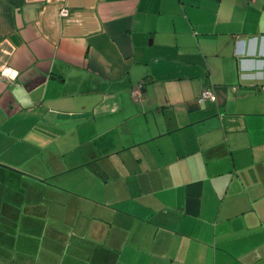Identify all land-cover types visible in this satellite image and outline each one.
Instances as JSON below:
<instances>
[{"label":"crops","instance_id":"0c3cea01","mask_svg":"<svg viewBox=\"0 0 264 264\" xmlns=\"http://www.w3.org/2000/svg\"><path fill=\"white\" fill-rule=\"evenodd\" d=\"M4 68L0 264H264V0H0Z\"/></svg>","mask_w":264,"mask_h":264},{"label":"rangeland","instance_id":"374dc122","mask_svg":"<svg viewBox=\"0 0 264 264\" xmlns=\"http://www.w3.org/2000/svg\"><path fill=\"white\" fill-rule=\"evenodd\" d=\"M4 168H7L5 169L6 172H10L11 168L9 167H6V166H3ZM13 170V169H12ZM30 176V174L28 175ZM33 177V175H31ZM2 179V177H0V180ZM5 181V180H4ZM20 182H18L17 180L15 179H9L7 178V180L5 182H0V188H3L6 190L7 192V195H10L8 196V200L9 201V204L13 206V204H17L13 199H11L13 196H12V193H20L21 195L24 194L26 192V189L29 188L28 186H25V185H22V184H19ZM30 191L32 192H37L38 195H40V193H42V190L40 189H37L35 190L34 188H29ZM47 200V199H46Z\"/></svg>","mask_w":264,"mask_h":264},{"label":"built area","instance_id":"2783aa9c","mask_svg":"<svg viewBox=\"0 0 264 264\" xmlns=\"http://www.w3.org/2000/svg\"><path fill=\"white\" fill-rule=\"evenodd\" d=\"M62 14H66V10L63 9ZM11 73V69L9 68H4L3 70L0 71V75H7V74H10ZM142 83H139L136 87L133 88L132 90V95L133 96H138L140 95V91H141V88H142ZM233 89L235 90L236 87H233ZM207 99H210V100H213L214 99V95L212 93L211 90L209 89H205L201 92L200 96H199V101H204V100H207Z\"/></svg>","mask_w":264,"mask_h":264}]
</instances>
